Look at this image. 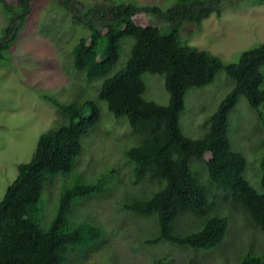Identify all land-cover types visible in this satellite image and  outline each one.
Segmentation results:
<instances>
[{
    "label": "trees",
    "instance_id": "trees-1",
    "mask_svg": "<svg viewBox=\"0 0 264 264\" xmlns=\"http://www.w3.org/2000/svg\"><path fill=\"white\" fill-rule=\"evenodd\" d=\"M0 1L7 12L19 7L10 14L0 37L3 60L30 0H15L14 5ZM217 1L176 0L164 10L156 5L95 4L87 7L81 19L69 0H59L71 18L87 28L85 41L79 38L71 47L74 69L83 73L84 81H98L95 98L105 103L114 118L124 117L136 136L137 143L123 153L134 182L155 186L150 193L133 195L120 205L124 211L154 220L155 231L145 239L148 245L165 242L194 250L217 247L228 227V215L221 216V208L241 209L248 224L264 233V190L257 192L243 177L245 157L232 149L228 137V113L240 97L256 112L264 136L260 70L264 66V43L241 51L235 62L223 63L217 55L179 41L180 24L199 25L216 10ZM137 13L151 16L162 31H143L133 19ZM125 37L132 41L123 65L116 69ZM219 70L233 86L207 113L203 135L188 137L179 125L184 96L191 88L210 84ZM143 73L162 75L166 104L142 97ZM53 104L61 123L37 137L30 158L17 163L16 175L0 199V264H69L67 255L76 248L91 246L85 257L104 244L102 228L87 222L71 225L69 220L83 201L102 192V176L91 183L77 176L59 192L49 225L39 223L37 204L44 184L55 175L70 173L81 153V139L99 119V107L92 99L66 105L53 100ZM199 161L205 181L190 167ZM259 169L258 182L264 189V151ZM183 218L190 222L186 229L180 227ZM151 261L165 264L167 259L160 256ZM237 264H262V258L248 250Z\"/></svg>",
    "mask_w": 264,
    "mask_h": 264
},
{
    "label": "rangeland",
    "instance_id": "rangeland-1",
    "mask_svg": "<svg viewBox=\"0 0 264 264\" xmlns=\"http://www.w3.org/2000/svg\"><path fill=\"white\" fill-rule=\"evenodd\" d=\"M14 5L15 0H5ZM82 19L87 7L105 3H133L156 5L164 10L176 0H69ZM216 10L203 18L199 25L182 22L179 26L181 43L217 55L223 63L235 62L241 51L264 43V1L218 0ZM12 7L5 11L0 1V37ZM146 32L162 31L161 26L146 13L133 15ZM87 28L73 20L59 0H30L19 23L16 38L0 59V199L5 187L16 175L17 163L28 161L37 137L61 123L53 100L63 105L95 100L99 119L89 135L81 139V153L74 160L70 173L55 175L43 186L37 204V217L46 227L52 220L59 192L80 176L86 183L104 179V189L83 201L69 220L70 224L87 222L102 228L103 246L84 253L91 247L76 248L65 261L69 264H150L155 257L164 256L165 264H237L248 250L262 258L264 264V233L251 227L241 209L221 208L227 214L228 227L217 247L194 250L168 243L148 245L145 239L152 236L155 223L152 218L137 216L122 210L121 203L133 195L148 194L154 185L134 182L125 163L124 150L137 143L124 117L114 118L103 101L95 98L98 81H84L83 73L72 65L71 47L79 39L85 41ZM131 38H123L119 48L116 69L127 57ZM103 65V62H101ZM264 87V66L260 68ZM145 85L142 97L157 104L167 103L163 77L143 73ZM233 82L219 70L212 82L201 88H191L184 96V108L179 114L182 133L198 138L206 131L204 121ZM49 96V97H48ZM47 97V99H46ZM213 111V110H212ZM228 137L231 147L246 160L243 177L257 191L264 189L259 180V158L264 151V136L256 112L240 97L228 113ZM200 172L197 169V165ZM190 167L201 181L206 180L203 163ZM144 192V193H142ZM217 205V209H218ZM190 222L181 219V229Z\"/></svg>",
    "mask_w": 264,
    "mask_h": 264
}]
</instances>
